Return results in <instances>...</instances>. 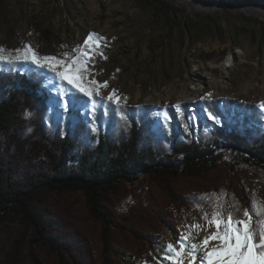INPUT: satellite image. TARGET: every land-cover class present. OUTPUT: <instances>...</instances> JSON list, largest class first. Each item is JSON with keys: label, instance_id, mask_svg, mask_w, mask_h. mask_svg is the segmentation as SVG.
Returning a JSON list of instances; mask_svg holds the SVG:
<instances>
[{"label": "rangeland", "instance_id": "374dc122", "mask_svg": "<svg viewBox=\"0 0 264 264\" xmlns=\"http://www.w3.org/2000/svg\"><path fill=\"white\" fill-rule=\"evenodd\" d=\"M262 3L264 1L218 5L201 0H0V48L6 55H15V50L30 45L40 56H57L70 63V58L77 55V46L82 47L87 37L95 34L100 38L95 47L102 55L90 60L88 79L108 85L99 89V95L85 97L70 93L66 83L62 84L44 69L30 64H0V82L5 88L13 89L20 119L23 115L22 119L26 117L29 95L39 94L48 102L45 128L50 139L44 149L38 146L19 153L10 150L5 137H0V192L23 188L32 192L33 199L27 201L56 209L65 219H79L91 239L93 264H105L102 258L104 232L112 233L115 239L111 259L116 264H176L168 258L170 254L165 246L171 243L178 248V238L188 234L192 225L199 224L201 229L191 230L189 244L200 243L204 236L216 231L214 226H208L207 218L216 210L217 201L223 205L225 216L234 212L243 218L242 191L246 189L262 204L264 185L255 177L246 176L244 189V183L225 167L205 170L197 176L184 172L153 174L154 207L160 214L152 213L143 227L124 224L122 233H117L104 219L91 217L83 190L61 193L46 183L60 166L62 170L75 166L70 156L63 161L60 159L69 129H73L78 120L95 128L96 114L108 103L150 106L154 109L155 136L166 145L199 139L201 133H209L217 125L223 127L221 118L194 109L193 104L198 100L233 99L256 105L264 112L261 107L264 104V13L253 8ZM42 28L55 35L49 46L41 42ZM113 89L119 97L118 104L107 99ZM58 94L64 99L81 97L84 102L79 116H72L71 108L65 111L58 106ZM184 103L189 104L185 112ZM171 109L178 117L177 125L169 114ZM146 143L142 142L144 146ZM145 176L146 173H142L136 184L125 182L123 193L132 196L135 186ZM170 192L185 196L190 208L181 209L170 203ZM132 197L135 199L134 195ZM234 199L239 202V212L231 207ZM142 214L141 210V218ZM106 217L110 219L111 215ZM218 245L219 241L213 240L209 247ZM34 255L41 264H56L50 250L32 245L21 227L0 222V264H31ZM189 256L185 249L182 258Z\"/></svg>", "mask_w": 264, "mask_h": 264}, {"label": "trees", "instance_id": "16d2710c", "mask_svg": "<svg viewBox=\"0 0 264 264\" xmlns=\"http://www.w3.org/2000/svg\"><path fill=\"white\" fill-rule=\"evenodd\" d=\"M201 1L245 5L264 0ZM40 38L43 45L49 46L55 35L42 28ZM80 99L75 95L70 111L72 116H79L84 102ZM16 101L13 89L5 88L0 82V137H5L10 150L19 153L38 146L46 148L50 140L45 128L48 102L39 94L29 95L26 98V117L22 119L23 115L20 119ZM188 105H182L184 112L188 110ZM193 107L201 114L211 113L221 118L223 127L217 125L211 132L201 133L199 139L174 141L166 145L155 136L152 128L154 109L150 106L142 108L108 103L95 116V131L94 126L84 120H78L74 128L69 129L60 159L63 161L70 156L75 166L65 170L60 166L46 185L61 193L83 190L91 217L104 219L117 233L124 232L126 223L143 227L150 221L152 213L160 214L154 207L151 189L153 174L184 172L197 176L205 170L225 167L239 178V182L244 183V189L243 179L246 176L255 177L264 185V112L256 105L233 99H201ZM169 114L177 125L178 117L174 109ZM185 120L188 123L187 116ZM234 121L237 124L234 125ZM14 124L16 127H13ZM144 140L146 146L142 144ZM142 173H146L145 179L135 186L132 191L135 199H132L131 195L123 193V184H136ZM245 190L242 191L245 198L243 207L247 209L254 197ZM31 193L23 188L0 192V222L5 226L21 227L32 245L50 250L56 264H93L91 239L79 219H65L56 209L27 201L32 198ZM168 200L181 209L191 206L190 201L178 193H168ZM141 210L142 218L139 215ZM107 214L111 215L110 219ZM142 221H145L144 224ZM102 240L103 261L105 264H116L111 259L115 241L113 234L102 233ZM31 264H41L36 255L32 256Z\"/></svg>", "mask_w": 264, "mask_h": 264}, {"label": "snow or ice", "instance_id": "6c2138e0", "mask_svg": "<svg viewBox=\"0 0 264 264\" xmlns=\"http://www.w3.org/2000/svg\"><path fill=\"white\" fill-rule=\"evenodd\" d=\"M99 39L95 34H90L82 47L77 46V55L70 58V63L57 56H40L30 45H25L22 49L15 50V55H6L5 50L0 48V64H30L52 73L62 84L66 83L70 93L94 97L99 95L100 88L108 87L107 82L100 84L94 79H88L90 60L98 54L102 55L95 47V42ZM56 99L58 106L65 111L73 106L72 98L64 99L58 94ZM107 99L119 103V97L116 96L114 89ZM261 107L264 108V104ZM165 118H168L167 113ZM219 195L221 194H217ZM231 207L235 212L240 211L239 202L235 199ZM215 209L210 218H207L208 214H205V217L208 226H214L216 231L210 233L200 243L189 244L188 241L192 238L191 230L193 228L200 230L201 225L189 226L188 234H181L178 238V248L171 243L165 246L166 252L170 254L168 258L175 260L176 264H182L181 258L187 249L188 255L192 257L191 264H196L201 253L199 264H264V204L257 203L254 199L250 200L249 208L242 212L243 218L237 217L234 212H228L225 216L223 205L218 201ZM213 240L219 241V245L209 247Z\"/></svg>", "mask_w": 264, "mask_h": 264}, {"label": "bare ground", "instance_id": "6f19581e", "mask_svg": "<svg viewBox=\"0 0 264 264\" xmlns=\"http://www.w3.org/2000/svg\"><path fill=\"white\" fill-rule=\"evenodd\" d=\"M263 4V5H262ZM261 5L262 6H260V5H254L253 6V8H255V9H257V10H259V11H261V12H263L264 13V3H262ZM199 8H201V7H199ZM232 64V63H231ZM249 88V86H245L244 87V89L245 90H247ZM263 90H264V85H263ZM196 89V88H195ZM206 236H204L203 237V239L205 238ZM194 243H197V241H194ZM182 260V264H191V262H192V257L191 256H189V257H185V258H182L181 259Z\"/></svg>", "mask_w": 264, "mask_h": 264}, {"label": "water", "instance_id": "95a60500", "mask_svg": "<svg viewBox=\"0 0 264 264\" xmlns=\"http://www.w3.org/2000/svg\"><path fill=\"white\" fill-rule=\"evenodd\" d=\"M239 8L242 7V6H238Z\"/></svg>", "mask_w": 264, "mask_h": 264}]
</instances>
